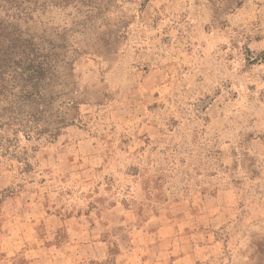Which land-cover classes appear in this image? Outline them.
Returning a JSON list of instances; mask_svg holds the SVG:
<instances>
[{
    "label": "rangeland",
    "instance_id": "rangeland-1",
    "mask_svg": "<svg viewBox=\"0 0 264 264\" xmlns=\"http://www.w3.org/2000/svg\"><path fill=\"white\" fill-rule=\"evenodd\" d=\"M263 57L264 0L0 7V264H264Z\"/></svg>",
    "mask_w": 264,
    "mask_h": 264
},
{
    "label": "trees",
    "instance_id": "trees-1",
    "mask_svg": "<svg viewBox=\"0 0 264 264\" xmlns=\"http://www.w3.org/2000/svg\"><path fill=\"white\" fill-rule=\"evenodd\" d=\"M69 2V0H0V7H6V8H19L20 7H30L31 5H34L35 6H48V5H52V6H57V5H66L67 3ZM21 9H24V8H21ZM4 56V55H2ZM263 61H264V57L262 58ZM31 62V61H29ZM38 67L39 65L35 66V65H30L28 66L27 68H23L24 70V77H27V78H22V80L25 82V83H28L30 84V82H32V80H37V72L39 71L38 70ZM39 80V79H38ZM37 80V81H38ZM36 82V81H35ZM22 98H25V99H29L30 96H31V92L29 91H25V92H20V95ZM2 108V107H0ZM5 109V108H3ZM33 117V116H32Z\"/></svg>",
    "mask_w": 264,
    "mask_h": 264
}]
</instances>
